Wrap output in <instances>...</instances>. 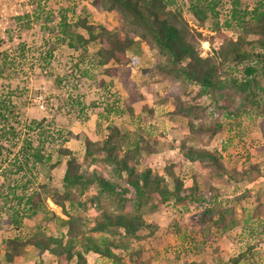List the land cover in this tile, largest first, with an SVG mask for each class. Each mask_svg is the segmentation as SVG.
<instances>
[{
    "label": "rangeland",
    "instance_id": "374dc122",
    "mask_svg": "<svg viewBox=\"0 0 264 264\" xmlns=\"http://www.w3.org/2000/svg\"><path fill=\"white\" fill-rule=\"evenodd\" d=\"M92 1L0 0V68L6 54L11 59L3 68L6 76H0V109L4 113V117L0 116V146L3 147L0 157V251L8 238L29 235L35 223L23 216L24 206L17 203L14 195L30 194L42 184L46 186L45 198L49 192L61 190L66 159L58 149L68 148L81 157L86 136L103 140L108 135V127L117 125L135 132L139 138L142 156L149 161L141 169L151 167L153 172L165 175L167 167L179 165L177 172L187 188L193 185L197 174L201 194L209 193L213 186L226 189L227 195L221 196L219 202L223 207L234 209L237 222L228 234L214 227L208 231L206 223L210 221H202L205 208L191 205L190 211L184 212L170 203L147 217L158 228L154 235L140 242L143 262L138 263L136 258L126 254L124 264H235L232 259L243 253L246 257L238 264H264V232H261L264 227V135L259 120L253 115L224 118L219 134L212 140L205 136L201 144H195L219 150L228 170L260 166V176L251 184L227 185L214 179L208 170L189 162L178 149L188 128L185 120L172 113L173 99L182 96L184 101L205 106L210 104V99L198 97L195 87H190L183 95L179 83H172L156 72L154 66L161 62L157 53L137 40L129 53L140 59L133 77L144 99L134 105L135 116L129 115L123 105L126 94L121 85L107 77L103 68L88 69L85 63H77L85 54L80 55L55 36L62 17L66 16L71 24L82 17L86 9L90 12V23L116 30V14L98 13L91 6ZM178 1L185 4L184 16L194 25L187 11L189 0ZM231 3L232 0H223L220 5V23L226 34L234 36V29L225 24L230 17ZM212 27L213 21L208 20L198 29L208 39L201 41L203 56L220 45L215 39L211 46L209 39L215 35ZM76 30L86 34L85 30ZM88 50L91 55L97 47L92 45ZM39 95L45 100L43 110L36 103ZM150 108L153 113L149 112ZM146 144L152 148L150 153ZM36 150L50 159L45 163L36 162L32 156ZM168 180L173 188L170 178ZM44 208L52 219L44 231L56 235L53 214L66 216L50 199H46ZM88 213L90 217L98 215L94 207H90ZM7 219H17L20 224L6 223ZM140 245L134 243L135 247ZM35 259L32 249L28 248L26 258L20 263L32 264ZM44 259L45 264H57L50 254ZM0 260L4 262L3 253H0ZM87 260L89 264H117L95 253L88 254Z\"/></svg>",
    "mask_w": 264,
    "mask_h": 264
},
{
    "label": "trees",
    "instance_id": "16d2710c",
    "mask_svg": "<svg viewBox=\"0 0 264 264\" xmlns=\"http://www.w3.org/2000/svg\"><path fill=\"white\" fill-rule=\"evenodd\" d=\"M222 2L189 0L187 11L194 20L192 25L184 16L185 4H179L178 0H93L91 6L98 13L116 14V30L90 23V12L86 9L74 23L70 24L66 16L62 17L55 36L80 55L85 54L84 61L81 57L77 63H85L88 69L103 68L107 77L121 85L126 94L124 108L132 117L136 112L134 105L141 102L144 95L133 77L140 59L130 55L129 50L137 40L145 42L161 60L154 66L160 76L179 83L183 95L190 87H195L198 97L210 99V104L205 106L184 101L182 96L174 97L172 113L185 120L188 128L185 140L178 147L180 154L227 185L251 184L260 176V166L228 170L219 150L195 146L201 144L205 136L212 140L219 134L224 118L253 115L259 120L264 135V0H232L230 17L225 24L234 29V36L226 34L221 26ZM208 20L213 21L215 32L209 39L211 46L215 39L220 45L212 47V51L203 56L201 41L208 39L198 29ZM76 29L85 30L86 34ZM92 45L97 50L88 55ZM8 56L6 54L1 62V77L6 76L3 68L11 60ZM149 112L153 113V110L150 108ZM0 116L4 117L1 109ZM83 145L81 157L68 148L57 151L66 159L61 190L49 192L45 198L46 186L42 184L39 190L30 194L14 195L17 203L24 206L26 213L23 216L35 223L26 237L17 235L5 241L3 251H0L4 262L0 260V264H21L28 248L36 257L32 264H45L46 254L54 256L57 264H89L87 255L90 253L117 264H124L123 258L127 254L142 263L140 242L154 235L158 228L147 217L170 203L184 212H189L191 205L205 208L202 221H210L206 223L209 224L208 231L214 227L228 234L236 226L234 209L223 207L219 202L221 196L227 195L226 189L213 186L209 193L201 194L197 174L193 185L187 188L177 172L179 165L167 167L165 175L153 172L151 167L141 169L149 161L142 156L141 143L135 132L113 125L108 127L105 139L93 140L86 136ZM146 146L150 153L152 148ZM2 149L0 146V157ZM32 156L41 163L50 159L39 150ZM85 166L87 169L84 170ZM92 190L95 193H91ZM46 199L66 216L53 214L56 235L44 231L52 221L44 208ZM90 207H94L98 215L90 217ZM5 222L20 224L17 219ZM134 243L140 246L135 247ZM245 257L243 253L232 262L238 264Z\"/></svg>",
    "mask_w": 264,
    "mask_h": 264
},
{
    "label": "built area",
    "instance_id": "2783aa9c",
    "mask_svg": "<svg viewBox=\"0 0 264 264\" xmlns=\"http://www.w3.org/2000/svg\"><path fill=\"white\" fill-rule=\"evenodd\" d=\"M36 103L38 104V106L41 110L45 109V100H44V97L42 95H39V97H37Z\"/></svg>",
    "mask_w": 264,
    "mask_h": 264
}]
</instances>
